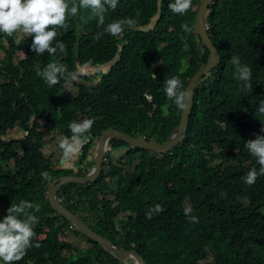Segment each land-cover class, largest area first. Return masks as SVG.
I'll return each instance as SVG.
<instances>
[{
	"label": "trees",
	"instance_id": "trees-1",
	"mask_svg": "<svg viewBox=\"0 0 264 264\" xmlns=\"http://www.w3.org/2000/svg\"><path fill=\"white\" fill-rule=\"evenodd\" d=\"M68 2L78 4V0ZM168 2L164 1L163 16L151 31L139 26L150 24L158 12L156 0H119L116 9L105 13L104 24L136 19L134 30L123 31L131 43L124 47L122 61L103 74L97 87L75 81L76 95H66L67 80L48 85L38 73L50 62L66 63V70L74 71L113 57L125 39L104 33L90 10L78 8L74 16L66 15V28L57 31L52 42L65 43L63 55L36 54L27 45L28 54L15 65L12 58L19 48L2 47L8 54L2 66L9 87L0 96V136L16 126L31 133L18 141L0 139V214H7L11 203L21 200L39 206L33 213L38 217L33 246L12 264H124L77 230H71L76 236L62 240L70 224L51 208L47 192L51 180L69 170L52 168L51 156L43 150L47 138L41 120L71 137L68 122L81 112L94 119L96 135L115 128L167 142L182 109L167 99L162 80L152 76L147 64L177 75L185 87L211 56L193 23L171 12ZM213 6L210 33L222 60L195 90L185 141L162 157L139 148L123 151L121 164L111 166L109 176L102 173L94 183L67 185L59 192L64 205L81 214L93 230L138 249L148 264H264V175L251 185L244 182L247 171L258 167L245 141L264 127V114L256 110L264 98V0H215ZM233 57L250 67V87L236 79ZM86 154L85 149L81 160ZM107 156L110 165L114 154ZM109 177L116 187H108ZM116 189L122 191V205L111 207L106 196L115 195ZM129 192L139 201L124 207ZM154 203L160 204L161 211L148 219L146 212ZM185 207L191 209L187 216ZM191 216L197 218L195 222ZM80 237L93 247L76 248L73 242Z\"/></svg>",
	"mask_w": 264,
	"mask_h": 264
},
{
	"label": "clouds",
	"instance_id": "clouds-1",
	"mask_svg": "<svg viewBox=\"0 0 264 264\" xmlns=\"http://www.w3.org/2000/svg\"><path fill=\"white\" fill-rule=\"evenodd\" d=\"M164 1L165 0H156V4L157 7H159V10L152 17V21L150 22V24L139 26L141 30H144L143 27H150L153 25V27L150 30H145V31H151L157 25V23L160 21L161 17L163 16ZM118 3L119 0H78V4L76 2L69 4L68 0H0V67H1L0 96L3 93H5L9 87V84L6 83L7 80L6 79L7 76L5 74L6 70L4 69V66H2L4 61L8 58V54L6 50L2 47L11 49L16 46V49L17 47L19 48L17 49V51L15 50V55L12 58V61L14 62L15 65H19L20 62L23 60V58L26 57V55L28 54L27 45L29 46L31 45V49L34 50L36 54L42 55L45 52H47L49 55H53V54L63 55V53H65V43H63L61 40H57L54 45L52 42L54 38L57 36V31H61L66 28L67 20L69 18L66 17V15L74 16L75 14H77L78 8L90 10L91 16L97 19L98 24L103 25L104 33H108L113 37H119V38L123 37L125 41L120 42L118 44L117 51L115 52L113 57L107 59L102 63H98L96 65L83 64L80 65L77 70L68 71L65 68V66H67L66 63H64L63 65L57 62H50L38 74L44 79L45 83H47L48 85H54L61 79L67 80L64 83V88L66 89L65 90L66 95L74 94L69 90L68 86L69 84H73V87H75L74 86L75 81L79 83L81 82L87 84V86L97 87L98 84H100V82L102 81L103 74L109 72L111 67H113L115 64H118V62L122 61L124 47L128 46L129 43H131L129 42V39L125 38V33L123 31L126 28L130 30H134L137 24L136 19L131 17L116 19L107 24H104L105 13L109 9L112 10L116 9ZM195 3H199L200 4L199 7H197ZM214 3L215 0H169L168 8L171 10V12L183 16L187 22L191 24L193 23L194 32L199 33L202 39H203V35L199 32V30H197L196 24L201 17L202 19H204V25L206 27V30L211 40L215 43L216 47L219 50L220 61L218 64H220L222 60V54L219 46H217L215 40L213 39L210 33V28H211L210 17L214 11L213 10ZM78 27H83V26L80 25ZM185 28L187 30L186 26ZM203 42L204 44H206L204 39ZM75 55L76 57L79 58L78 50ZM211 57H212V50L209 61ZM232 63L235 66L236 79L245 87H250L251 77H252V71L250 67L247 64H241L240 60L236 57L232 58ZM41 66H42L41 64L38 65V68L40 70H41ZM205 66L201 67L199 70L194 72L187 86L185 87H183L182 82L177 75L169 76L167 73L161 71V69L158 67L157 64H150V65L147 64L146 69L152 71L153 77L162 80L163 92L167 97V99L172 101L177 108L182 109L183 111V109H186L188 107L189 100L191 99V92L188 90L189 84L191 83V80L194 77V75ZM205 74L206 73H203V75H201L199 82H201ZM83 76H88V79L84 78ZM196 88H197V84L192 93V109L194 105ZM76 94L78 93H75V95ZM256 110L259 113L264 114V98H261L259 100L258 108ZM182 111H181V115H182ZM166 114L167 111L165 110V115ZM190 115H189V120H190ZM43 120H41V124ZM178 126L179 124L173 129L171 135ZM188 127H189V122L187 125V133H188ZM68 129L71 133V137H66L58 128H54L53 126L51 127L52 132L55 131L56 133L54 135L55 139H60L58 141L59 144L58 149L56 150L55 155L53 156L55 157V161H59V164L57 167H55V163L53 162L52 168L69 170V174L62 175L54 180H51V182L49 183L50 185L51 183H54L55 180L63 176L86 177L87 175H89L91 173V170L94 169L96 165L95 164L96 162H94L95 157L94 155L91 154L92 152H96L99 137L101 136L102 132L105 133L108 130H113L115 128H109L103 130L102 132H100V134L96 135L97 133L93 130L94 119L90 117L88 114H83L81 112H78L77 117L74 120L68 122ZM115 130L122 131L119 129H115ZM30 133L31 131L29 129L16 126L14 128H10L7 131V133L3 135V137L8 138L7 141L4 140L3 138L0 139L4 140L5 142L18 141V140L27 139L30 136ZM12 138H17V139L14 140ZM136 138H143L148 140L146 136H141ZM114 140H120L123 142V144L121 146H116L111 144V142H113ZM183 142H179L177 145ZM177 145H175L166 154H170L171 151ZM244 147L247 149L248 153L252 157H254L256 164L258 165V167L250 168L244 176V182L246 184L251 185L256 181L259 175H264V127H262L260 133L255 135V138H250L246 140ZM134 148L137 147H133L130 143H127L126 141L121 140L119 138L109 139L107 144H105V151H104L103 161L101 163V169L95 181L99 179L102 173H107V175L109 176L111 166L115 164L118 165L121 164L120 163V161L122 160L121 157L124 153H126L123 151H127L129 149H134ZM85 149L87 151L86 158L81 160L82 154L85 151ZM147 151L151 152L152 154L156 153L158 157H162L163 155H166V154H159L157 152H153L150 150ZM109 152L113 153L115 158L113 163H111L110 165L107 156ZM52 154L54 153H51V155ZM90 155L92 157L91 159H89ZM137 161L140 160L138 159ZM86 169L88 170L87 174H85ZM80 170H81V175H79ZM41 175L46 177L47 173H42ZM95 181L90 183H94ZM108 182H109L108 187H116L117 183L113 184V182H115L114 178L109 177ZM71 184L73 183L67 185H71ZM50 185H49V189H50ZM61 190L59 192H61ZM59 192L57 194L58 201L63 206H65L63 203V198L59 196ZM121 193L122 191L116 189L115 195L108 194L106 196L111 207H119L120 205H122ZM118 196H120L119 199L117 198ZM126 199H128V202L125 201L126 203L124 204V207H128V204L131 201L132 202L139 201V197L136 195L134 196L133 192L127 193ZM48 201H49V197H48ZM108 201L106 202L104 208L108 207ZM38 208H39L38 205H34L30 201L21 200L19 203H11V205L7 208V214L4 213L0 214V264H12V262L21 261V258L24 256L26 249L33 246L32 238L34 236V226L38 222V217L33 213ZM30 209L33 211H29ZM127 209L132 215V217L137 218L136 213H134L130 208ZM5 211L6 210L3 209L1 212H5ZM160 211H161L160 204L154 203L153 208L150 209L148 212H146V216L148 219H151L154 216L158 215ZM71 212L74 213L73 211ZM190 212H191L190 208L188 207L184 208V213L186 216ZM80 213H83V211L80 210ZM56 214L57 216L65 219L64 217L60 216L57 212ZM74 214L80 217L82 220H84L81 214L79 213H74ZM124 217H125V213L121 214L119 216V219L123 220ZM189 218L193 222H195L197 219L195 216H191ZM87 225L91 228V226L88 223ZM73 228L74 227L70 224V228L65 232V235L71 233V230ZM99 234L107 238L105 235L101 233ZM71 235L75 236L73 234ZM63 237L62 240L67 241V239L66 238L63 239ZM79 239H75V241L73 242L75 243L76 248L79 246H83L84 249L88 250L91 249L94 245V243H92L91 241H87L85 237L84 238L80 237ZM107 239L110 240L109 238ZM110 241L114 242L113 240ZM114 243L116 247H120L129 251L132 250L138 251L139 254L143 256V259L145 260V264H148L147 260L145 259V256L138 249L127 248L116 242ZM36 246H38V243L36 244ZM101 248L103 249L102 246ZM108 254L115 257L116 260L123 262L124 264H139L136 263L134 260H130L128 262H126L125 259L119 260L118 257H116L115 255L111 253Z\"/></svg>",
	"mask_w": 264,
	"mask_h": 264
},
{
	"label": "water",
	"instance_id": "water-1",
	"mask_svg": "<svg viewBox=\"0 0 264 264\" xmlns=\"http://www.w3.org/2000/svg\"><path fill=\"white\" fill-rule=\"evenodd\" d=\"M152 27L153 25L150 27H143V29L150 30ZM196 28L203 35V39L205 43L211 48L212 57L209 63L199 72H197L192 78L188 89L191 92V99L189 100V105L186 109H183L179 126L174 130L170 140L166 143H159L154 140L149 141L143 138H136L128 134L127 132L118 131L115 129L108 130L104 134H101V136L98 139L96 152H92L91 154L94 155L95 157L94 162H96L95 168L91 170V173L86 177L63 176L55 180L54 183L51 184L49 189V193H48L49 204L52 207V209L56 211L60 216L64 217L75 229L79 230V232L85 234L89 238L99 243L105 251L115 255L116 257H118L119 260L125 259L126 262L130 260H134L136 263L145 264V260L143 259V256H141L138 251L135 250L129 251L120 247H116L114 245L115 244L114 242H111L110 240L103 237L95 230H92L84 220H82L80 217L72 213L70 210H68L58 201L57 194L61 190V188L67 184L73 183V184L84 185L96 180L101 169V163L103 161V156L105 151V144H107V142L111 138H119L121 140L126 141L127 143H130L133 147L150 150L153 152H157L159 154L168 153L175 145H177L179 142L184 141L187 134L189 115L192 110V93L196 86V81H199L203 73H207L208 71H210L220 61L219 50L216 47L215 43L211 40L204 25V19H202V17L200 18L199 21H197ZM0 138H3L6 141L8 140V138H5L3 136H1ZM12 139L15 140L17 138H12ZM91 155L89 156V159L92 158Z\"/></svg>",
	"mask_w": 264,
	"mask_h": 264
},
{
	"label": "rangeland",
	"instance_id": "rangeland-1",
	"mask_svg": "<svg viewBox=\"0 0 264 264\" xmlns=\"http://www.w3.org/2000/svg\"><path fill=\"white\" fill-rule=\"evenodd\" d=\"M84 80H85V79H84ZM68 88H69V90H70L71 92H73L74 94L78 92V89H76L75 87H73V84H69ZM42 125H43V128H44L43 130L46 132V134H45V138H47V139H46L47 143H46V145H44L43 149H44L45 153H46L48 156H51V157H52V161L55 163V167H57L58 164H59V161H55V157H53V156L55 155V152H56V150L58 149V145H59V144H58V141H59L60 139H55L54 135H55L56 133H55V131L52 132V130H51L52 124H50V123H46V122L43 120V121H42ZM51 152L54 153V154L51 155ZM57 154H58V153H57ZM76 157H77V156H76ZM51 184H52V183H51ZM49 185H50V184H49ZM49 185H48V191H49ZM50 186H51V185H50ZM47 193H48V192H47ZM186 205H187V203H186ZM83 213L87 215V213H85V212H83ZM71 234L75 235L74 233H69V234L65 235V236L63 237V239L68 238L69 236L72 237ZM75 236H76V235H75ZM79 240H80V239H79Z\"/></svg>",
	"mask_w": 264,
	"mask_h": 264
},
{
	"label": "bare ground",
	"instance_id": "bare-ground-1",
	"mask_svg": "<svg viewBox=\"0 0 264 264\" xmlns=\"http://www.w3.org/2000/svg\"><path fill=\"white\" fill-rule=\"evenodd\" d=\"M199 81H196V84H197V86H199ZM102 134H104V133H102ZM73 230H77V229H75V228H73ZM77 231H79V230H77Z\"/></svg>",
	"mask_w": 264,
	"mask_h": 264
}]
</instances>
